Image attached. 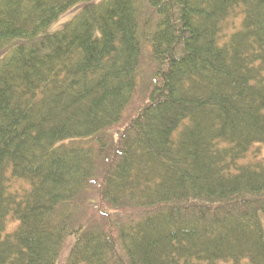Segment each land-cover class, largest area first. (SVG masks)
Wrapping results in <instances>:
<instances>
[{
  "label": "trees",
  "instance_id": "obj_1",
  "mask_svg": "<svg viewBox=\"0 0 264 264\" xmlns=\"http://www.w3.org/2000/svg\"><path fill=\"white\" fill-rule=\"evenodd\" d=\"M261 145L264 0H0V264H264Z\"/></svg>",
  "mask_w": 264,
  "mask_h": 264
},
{
  "label": "rangeland",
  "instance_id": "obj_2",
  "mask_svg": "<svg viewBox=\"0 0 264 264\" xmlns=\"http://www.w3.org/2000/svg\"><path fill=\"white\" fill-rule=\"evenodd\" d=\"M83 5H84L83 3H80L77 6L71 8L65 14H63L54 24H52V26L50 27V32H56L60 30L64 24L71 21L81 11ZM147 83L148 82H145V81L140 82V86L138 88L139 90H137L136 95H135L136 98L133 104L131 105V107L128 109L126 120H128L130 116L134 113V111L137 109V107L139 108L146 100L147 95L145 94V89L147 88V85H146ZM260 151H261L260 157L264 158V145L260 146ZM72 242H74V239H69V242L67 243L64 253L58 264H64L67 253L69 252L72 246Z\"/></svg>",
  "mask_w": 264,
  "mask_h": 264
}]
</instances>
